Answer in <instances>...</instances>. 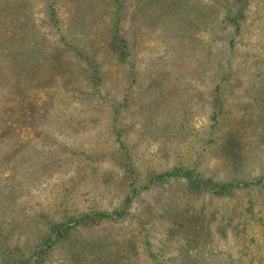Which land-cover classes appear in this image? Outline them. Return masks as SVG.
Returning a JSON list of instances; mask_svg holds the SVG:
<instances>
[{
  "label": "rangeland",
  "instance_id": "rangeland-1",
  "mask_svg": "<svg viewBox=\"0 0 264 264\" xmlns=\"http://www.w3.org/2000/svg\"><path fill=\"white\" fill-rule=\"evenodd\" d=\"M20 1L22 7L15 9L16 0H0V144L2 139L12 134L21 137L25 143L37 140L43 143L45 149H57L63 156L75 158L78 163L76 169L85 171L90 161L87 155L97 151L95 141L102 140L99 142L106 144L102 147L116 145L113 128L123 132L128 141L134 140L133 137L137 139L140 97L150 98L154 94L162 99L163 107L168 106V112L169 107L182 108L184 114L186 110L190 116L192 135L186 137L185 143L170 147H163L159 143L151 145L148 150L152 155L143 157L144 160H150V166L160 169L177 165L193 168L202 176L211 178L218 187L231 182L235 187L230 186L227 190L226 186V190H221L219 194L198 190L194 192L196 199L189 194L179 196L180 215L184 214L186 224L178 228V222L174 220L178 209L170 213L173 219H156L151 213L148 221L134 214L143 210L154 194L148 187L139 186L129 214L126 213L120 221L104 220L98 223L99 228H103L100 230L101 238L94 235L98 232L92 233L94 230L84 227L72 230L70 235L60 239L54 234L50 235L51 240L43 243V234H39L38 229L39 221L34 220L37 209L49 206L54 200L56 203L62 200L63 210L54 212L55 218L68 220L91 212L95 206V209H100L94 201L98 200L102 205L105 198L89 190L84 195L86 189L81 188L86 185L71 179L72 176L78 178L75 172L71 175V169L54 173L47 183L43 182L44 185H36L30 179L16 184L14 181L18 172L13 171L16 168H13L15 162L11 160L12 155L7 162L9 166H5L8 168L0 170V264H27L28 260L35 258L36 264H264V0H250L242 19L241 37L232 53L225 49L218 51L214 47L206 55L196 46V41L190 39V34L185 36L186 44L200 56L197 58H206L207 66L214 69L216 63H222L226 57L230 59L229 66H224L226 69L223 72L222 68H218L219 77L214 79L211 86H201L199 80H193L194 75L189 73L192 68L184 75L187 84L152 88L154 92L145 90V87L137 88V83L145 81L143 77H146L145 72L149 73L152 63L169 69L164 62L165 57H161L162 52L173 47L174 41L182 42L181 36L176 33L180 27L184 25L188 31L192 24L202 29L198 32L201 39L207 37L211 40L220 29H224L221 20L228 15L229 7L234 5L233 0H220L225 6L213 16L211 11L218 8V4L211 6L208 3L213 0H190V3L177 0L170 7L169 12L173 15L166 23L157 18L158 11L149 12L151 7L155 8L149 5V0H123L128 5V15L136 19L133 24L136 29L134 37L143 38L136 45L137 64L132 71L126 64L112 61L106 55L111 29L110 15L100 16L113 6L110 5L112 0H101L97 31L75 28L72 43L68 42L64 48L67 57L74 61H79V49L94 51L95 57L91 55L101 62L103 73L101 81L96 79L97 82L88 81L85 74H64L53 69L57 55L50 56L52 47L49 46H52L50 41H58V32L53 26L42 23L46 13L40 0L37 5V0ZM65 2L60 0L58 5L62 20L57 26L60 32L72 28L64 23V17L67 11L74 8L66 7ZM22 13L30 16L26 19L27 27L23 23L22 28L33 35L31 39L21 36V25H11L14 17ZM141 16L150 23L138 22ZM173 16L175 21H171ZM126 21L124 31L131 33L132 24ZM170 21L174 24L173 29H170ZM158 30L167 32L168 37L158 33ZM23 39L27 40L23 46L26 51L31 52L33 48V55L27 53L26 59L9 47V44L19 45ZM222 42L226 44V40ZM35 47H39L38 52L34 51ZM176 47L180 49V44ZM175 48L166 53L173 56ZM45 50L47 56L43 54ZM37 55L45 56V62L38 63ZM192 57L188 61L193 65L197 58ZM20 61L24 62L23 67ZM34 70L37 78L33 75ZM175 71H168L169 75L172 77ZM226 71H229L228 80L218 92L212 91L218 81L222 82L220 78H224ZM196 77L209 83L207 78ZM25 83L29 85L28 101H24L27 93L24 91ZM174 89L176 93L170 96L168 92ZM110 97L117 100L124 97L127 100L128 107L114 121L115 127L113 117H108L113 115ZM209 97L212 101L208 100ZM213 99H221L224 105L220 107L219 102ZM20 100L25 103L23 108L19 106ZM32 104H35L34 107ZM215 109L222 112L212 119ZM41 110L44 112L40 113ZM42 115L46 117L40 119ZM212 122L215 124L210 130ZM98 132L102 138L95 135ZM23 149H26L25 146L21 153L16 151L13 160L19 155L21 157ZM32 152L37 157L41 153L38 150ZM10 183H15L17 198L11 203L6 199L4 203L2 195L9 190ZM179 184H184L183 189H188V183L180 180ZM179 184L175 182L174 186ZM92 187L90 189L93 190ZM113 196L118 198L120 195ZM195 215L198 216L197 221L195 217L192 218ZM168 230L175 234H171L172 241L168 239ZM178 234L185 236L179 239ZM97 237L105 244L104 250L112 247L113 241L121 244L120 250H113L111 255L107 252L99 259L93 254L88 261L81 259L86 251L81 250L85 248L81 241L96 242ZM130 238L134 239L132 247L127 246ZM188 245L197 250L196 255H188L186 250H182ZM151 249L154 255L150 253ZM100 252L102 250L97 254L103 255Z\"/></svg>",
  "mask_w": 264,
  "mask_h": 264
},
{
  "label": "trees",
  "instance_id": "trees-1",
  "mask_svg": "<svg viewBox=\"0 0 264 264\" xmlns=\"http://www.w3.org/2000/svg\"><path fill=\"white\" fill-rule=\"evenodd\" d=\"M17 1L18 3L16 4ZM24 1L26 3V0ZM40 1L43 5V12L45 11L46 13V18L42 20V23L46 24L48 27L53 26L58 32L59 36L58 41H50V43H52V46H49L52 47L51 51L49 52L50 56L52 54L57 55V57H55L53 69H55L57 72H63L64 74H85L88 77V81H101L103 77L100 64L101 62L99 60L96 61V59H93L95 57L94 51L88 52L86 48L79 49V61L75 60L76 62L67 57L64 52L66 44H68V42L72 43L71 39L73 38L75 28L82 27L89 32L97 31V29L99 28L97 14L100 11L99 5L100 3H102L101 0L100 2L94 0H65L66 2L64 5H66V7H70L71 9L74 8V10L72 11H67L64 17V23L72 26V28H69L65 32H60V29H58L60 27L57 28V26L62 23V20L59 17L60 7L58 6L60 0ZM179 1H181L182 3H190V0ZM16 2L14 5L15 9L17 7H22V1L16 0ZM38 2L39 0H37L35 4L37 5ZM233 2L234 5L232 7L230 6L228 9V15L221 20V22H224V29L222 30L223 32L220 29L219 33H217L214 38H211V40H208L207 37H205V39H201L198 36V32L202 29L194 27L191 24L189 30L186 31L185 26L182 25L180 27V31L176 32L181 36L182 42L176 40L173 43L174 48L175 45L178 46L180 44V49L176 47V51L174 50L173 56H169L168 53H166L170 49H174L172 46L170 49L162 52L161 57H165L164 62L168 65L169 69H165L163 68V66L160 67L157 63H152V68H150L149 73L145 72L146 77H143L145 81H142V84L137 83V88L145 87V90L154 92L151 91L152 88H159L164 86H182L188 83L184 75L188 73L186 71L191 70L192 68L193 70L189 73L194 75L193 80H199L201 86H211L214 79L219 77L218 74L220 73L218 72V68H222L223 72L226 69V67L224 66H229L227 64L230 59L226 57L222 63H216V65H214V69L213 66H207L205 64L206 58H197L200 56L196 54L194 49L189 44H186L185 41L187 39L185 36L187 34H190V39L193 38L196 41V46L199 47V49L204 50L206 55H209L214 50V47H216L218 51L225 49L230 53L234 52V49L238 44V40L241 37L242 19L244 13L247 11V7L250 4V0H233ZM113 3H117V5L114 6ZM173 3H177V0H149V5L155 6L154 9H152L151 7V10L149 12L158 11L157 18L160 21L166 23L173 15L169 12L171 11L170 7L174 6ZM208 3L211 6L218 4V8H216L217 11H211L212 16L218 13L219 8L225 6L220 0H213L212 2ZM107 4L110 3L108 2ZM110 5H112L113 7L106 9L104 11V14L100 16L101 18L104 15H110L109 24L111 26V29L110 37L107 43L108 48L106 55L110 57L112 61L115 60L118 61V63L124 65L126 64L132 71L134 69V66L137 64V61H135V59L137 58V55H135V52H137L136 45L138 44V42L143 40V38L139 36V38L134 37L136 36V29H134L133 24H135L136 19L128 15V5L125 4L123 0H112ZM163 6L165 7L164 9ZM22 14L14 17L11 25L12 27L17 24V26L21 25V28L19 29V32H23L21 36L31 39L33 35H30L27 31H23L22 28L23 23L26 25V19L30 18V16L27 13H24L23 16ZM126 20H128L129 23L132 24V27L129 24V26L131 27V33L130 31H124L123 25L127 23ZM144 21L145 23H150V20L146 19V17L143 18L142 16L141 20L138 22L142 23ZM171 21H175V16L172 17ZM171 21L170 23L172 24V28L170 29H173L174 24ZM50 22H52L53 24L51 25ZM10 31L11 33L14 32L13 29H11ZM132 33H134L133 36ZM158 33H161L166 37H168L169 35L167 32H164L162 30H158ZM41 36L42 38H44L42 32ZM222 40H226V44L223 43ZM25 42H27V40L23 39L21 42H17L20 46L16 44H9V47L10 49L16 51L19 56H22L26 59L28 57L27 53H29L30 50L26 51L23 48ZM38 48L39 47H35L34 51L38 52ZM149 50L150 49H148V51ZM32 51L29 55H33ZM45 52L46 53L43 54L47 56V50H45ZM91 54L94 57H92ZM45 56L37 55L39 61L38 63L45 62ZM192 56H195L197 58L195 60V64L193 65L188 61L193 58ZM20 65L21 67H23L24 62L20 61ZM163 69L164 71H162ZM174 70H176L175 72L177 73L174 72L171 77L168 71L172 72ZM228 72L229 71L225 72L226 75H224V78H220L222 82L218 81L215 85V89L212 91H219L223 83L228 80ZM29 74L31 76L34 75L35 78H37L35 70L33 71V75L30 73V71ZM199 75L202 78H207L209 83H205L202 79L196 77ZM25 84L26 89L24 91L25 93L27 91V93L24 101H28L30 99V96L28 95L29 85L27 83ZM17 91L22 90L17 89ZM172 91L173 92H171L170 90V92H168L170 96L171 94L176 93L175 89ZM157 96L158 95L152 94V97L150 98H145L144 96L140 97L139 116L136 120V122L139 123V134L135 135L137 139L135 140V137H133L134 140L128 141L123 132L113 128L116 135V145H113L112 147L110 145L102 147L101 145H106L101 144V142H103L102 140L99 139V141L101 142L95 141L94 146L97 148V151L91 152L89 155H87L89 156L90 161L88 164H86L88 167L86 166L87 169H85V171H79L76 169L78 163L76 162L75 158L63 156L57 149H45L43 147V143H39L37 140H29L25 143L23 142V139L21 137H16L15 134L6 136L7 140L6 138L2 139V143L0 144V170L2 171L8 168L5 166H9L7 162L10 156L13 155L11 160L15 162L13 168H16L13 169V171L18 172L17 180L14 181L16 184L30 179L29 181H34L36 185H44L43 182L47 183V181H49V179L53 177L54 173L68 171L71 169V175H73L74 172L76 175H78V178H73L72 176L71 179L79 184L84 183L86 185L85 187L81 188L82 190L86 189L84 191L85 193L83 192L84 195L89 190L93 191L95 195L98 194L101 198H105L102 205H100V201H94V204H97L100 209H95V206L94 210H90L91 212L84 213L80 216L70 217L68 220L59 221L55 218L56 216L54 212L58 213L63 210L61 209V206H63L62 200L60 202L58 201L57 203L54 200L53 203H51L49 206L44 205L39 210L37 209L34 220H36V222L39 221L38 229L40 231L39 234H43L41 235L44 240L43 243H48L51 240L50 235L52 236L54 234L58 237V239H60L61 237L64 238L70 235V232L72 230H78L84 227L87 228V230H94V232L92 233L98 232V234L94 235H97L101 238L102 235L100 230H103V228H99L98 223L104 220L120 221L125 217L126 213L129 214L133 201L138 195L137 189L139 188V186L148 187L154 194L151 200H147L144 209L140 212H135L134 214L138 215L139 219H148V221L150 219L149 216L151 213L155 215L156 219H173L169 215L171 212H175L178 209L179 211H177L174 218V220L178 222L176 224L178 228H181V226L186 224L184 214L182 216L180 215L181 205L180 201L178 200L179 196L184 195L185 197L186 194H189L190 197L196 199V195L194 194V192L198 190L200 191L204 189L205 191H208L210 193L219 194L221 193V190H226V186L227 190L230 188V186L232 188L235 187V184L232 182L218 187L219 185L212 183L211 178L202 176L193 168L190 169L177 165L174 167H166L165 169H160L154 166H150V160H144L143 157L152 155L151 150H148L150 149L151 145L153 146L155 143H159L160 145H163V147H170L175 144L178 145V143H185L187 139L186 137L192 135V131L190 129V116L187 115L186 110L184 114V110H182V108L169 107L168 112V106L163 107L162 99L157 98ZM17 98L20 97L18 96ZM111 100L113 103L111 102ZM208 100L212 101L211 98ZM213 100L218 101L220 107L224 105V102L221 99ZM24 101H19V106L22 108L25 105ZM109 101L110 106H112L113 115H109L108 117H113V127H115L114 121L116 120V118H118L119 114H121L122 111L124 109H127L128 107L126 105L127 100L124 97L123 100H117L114 97H110ZM33 105L35 104H32V106ZM39 112L43 113L44 110H41ZM220 112H222L221 109L214 111L211 115V118L216 119L217 114H219ZM128 116H130V114ZM45 117L46 115L39 116L40 119H43ZM73 118H76V116H73ZM214 124V122L210 123V130L213 129L212 127H214ZM95 135H97L98 138H102L99 137L101 135L100 132ZM24 146L26 149H23V151L27 153L24 154V152H22L21 157L19 155V157H16L13 160V157L16 156V151L19 150L21 153V150ZM36 150H38V153L41 152L40 156L37 153L38 157L33 155L32 152ZM31 156L33 157L31 158ZM166 156H168V154ZM180 180L188 183L187 190L186 187L185 189H183L184 187L182 186L184 184L182 186L179 184ZM175 182L179 185L174 186ZM15 183L8 184L9 190L6 193H3L2 196L4 198H2L4 200V203L7 200L9 201V203L16 200L17 191ZM90 187H92L93 190L90 189ZM181 190H183L182 193ZM115 192L116 194L120 195L118 198H115L113 196H116ZM9 203L7 205H9ZM55 205L57 206V208ZM194 217L197 221L198 216L195 215L192 218ZM181 218L182 221H180ZM93 225L95 227H93ZM171 234L174 233L168 230V239L170 241H172V239H170ZM183 236H185V234L177 235L179 239H181V237ZM98 237L96 242H90L89 240L81 241V243H83L82 245L85 246V248H81V250L86 249L85 256H81V259L88 261L91 258V254H93V256L96 255V259H99L100 257H104L105 253L107 252L111 255L113 250H120L121 244L119 242L116 243L115 241H113L112 247L108 246L110 248L104 250L103 245L105 244L102 243V241H100ZM133 240V238L128 239L127 246L132 247ZM115 245L117 247H114ZM127 249L131 248L127 247ZM101 250L102 252H100V254L103 255L100 256L99 254H97V252ZM182 250H186V253L188 255L197 254V250H194V247H192V245L184 246L182 247ZM150 253L154 255V251L152 249L150 250ZM35 262H37L36 258L33 261L31 259L28 260L27 264H36Z\"/></svg>",
  "mask_w": 264,
  "mask_h": 264
}]
</instances>
